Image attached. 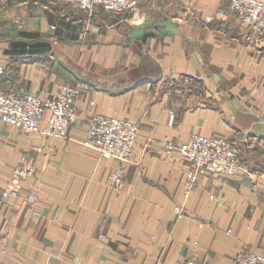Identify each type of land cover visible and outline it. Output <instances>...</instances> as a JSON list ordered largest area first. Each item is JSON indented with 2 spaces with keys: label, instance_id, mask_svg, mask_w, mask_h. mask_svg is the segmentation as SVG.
<instances>
[{
  "label": "crops",
  "instance_id": "crops-1",
  "mask_svg": "<svg viewBox=\"0 0 264 264\" xmlns=\"http://www.w3.org/2000/svg\"><path fill=\"white\" fill-rule=\"evenodd\" d=\"M6 3L0 93L51 98L63 82L81 92L66 137L0 121V264H243L241 250L264 253V42L248 38L227 0L98 9L84 37L87 14L76 6ZM92 113L140 122L130 161L84 144ZM194 132L232 140L250 174L199 171L185 195L190 161L165 143ZM22 154L32 170L4 198ZM119 166L117 189L109 174ZM28 190L40 196L32 209Z\"/></svg>",
  "mask_w": 264,
  "mask_h": 264
},
{
  "label": "built area",
  "instance_id": "built-area-1",
  "mask_svg": "<svg viewBox=\"0 0 264 264\" xmlns=\"http://www.w3.org/2000/svg\"><path fill=\"white\" fill-rule=\"evenodd\" d=\"M65 4L73 5L85 11L88 15L81 26L80 36L84 37L89 29L92 13L98 8L116 12H134L138 6V0H58ZM227 8L241 18L246 27L251 30L249 39H257L264 42V0H227ZM225 12L224 7L219 6L218 14ZM213 15H207L205 21L213 19ZM20 26V25H19ZM5 67L0 64V75ZM81 92V86L70 83H60L58 89L51 98L39 96L11 89L0 93V121L21 128L27 133H40L48 136L66 137L68 128L77 116L76 98ZM92 102L90 103L91 106ZM46 115L44 126H40ZM173 115L170 116V120ZM139 121H132L115 115H103L92 113L87 121L84 144L97 150L103 157H113L120 162H128L132 158L133 146L139 131ZM167 152L177 151L190 161V169L187 171L183 184L184 193L188 195L195 187L197 173L204 171L211 174L225 176L250 174L246 166L238 161V148L233 142L221 135H206L191 133L185 142L175 144L165 143ZM26 155L22 154L19 162L11 173V183L3 191V196L19 193V178L31 172ZM111 182L120 189L123 183V168L117 167L110 172ZM39 193L28 190L24 200L29 208H34L39 200ZM174 212L182 216L183 208L174 207ZM231 230V229H230ZM236 260L243 264H264V253H255L241 250L236 255ZM174 264H199V261L191 256L176 260Z\"/></svg>",
  "mask_w": 264,
  "mask_h": 264
},
{
  "label": "rangeland",
  "instance_id": "rangeland-1",
  "mask_svg": "<svg viewBox=\"0 0 264 264\" xmlns=\"http://www.w3.org/2000/svg\"><path fill=\"white\" fill-rule=\"evenodd\" d=\"M10 2L11 4H13V3H16V2H18V1H23V0H0V4H7L6 2ZM27 1H32V0H27ZM38 3H40V4H43V5H47L49 8H50V6H57V5H65V6H67V4H64L63 2H61V1H58V0H36ZM30 4V3H29ZM57 4V5H56ZM59 7V6H58ZM98 9H101V8H98ZM95 10L92 14H94L95 12H99L100 10ZM87 14V13H86ZM88 15V14H87ZM86 15V16H87ZM82 26V25H81ZM10 27H12V26H10ZM13 30H21V27L20 26H18V25H16V24H14V29ZM70 84H72V83H70ZM77 85V84H76ZM80 86V85H79ZM68 135V134H67ZM214 135H220V134H214ZM221 136H223V135H221ZM225 138H227L226 136H224ZM228 140H230L229 138H227ZM231 142H233L232 140H230ZM234 143V142H233ZM235 145V144H234ZM236 146V145H235ZM236 148H238L237 146H236ZM239 158V157H238Z\"/></svg>",
  "mask_w": 264,
  "mask_h": 264
}]
</instances>
